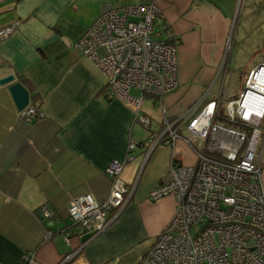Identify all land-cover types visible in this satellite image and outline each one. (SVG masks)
<instances>
[{"label":"crops","instance_id":"obj_1","mask_svg":"<svg viewBox=\"0 0 264 264\" xmlns=\"http://www.w3.org/2000/svg\"><path fill=\"white\" fill-rule=\"evenodd\" d=\"M140 1L0 0V27L17 24L0 42V79L14 76L13 83L0 85V264H26L24 254L34 255L32 264H58L78 248L88 264H137L172 220L174 197L152 202L149 192L167 180L174 151L186 164L195 162L194 154L181 141L148 153L147 135L161 129V109L148 100L144 112L150 125L144 132L132 108L104 98L103 74L73 49L104 9ZM156 4L161 15L155 38L176 46L178 63V87L162 98L165 117L179 120L220 94L226 102L235 100L236 74L248 76L264 65L247 69L251 57L242 69L223 64L237 0ZM15 83L28 91V105L41 111V119L18 116L9 91ZM130 141L143 148L132 153L121 173L127 204L110 214L111 223L97 237L87 240L72 227L66 244L61 229L70 225V201L88 194L97 202L107 200L111 182L105 170L125 160ZM42 206L53 219L41 220ZM48 232L52 237L46 240Z\"/></svg>","mask_w":264,"mask_h":264},{"label":"built area","instance_id":"obj_2","mask_svg":"<svg viewBox=\"0 0 264 264\" xmlns=\"http://www.w3.org/2000/svg\"><path fill=\"white\" fill-rule=\"evenodd\" d=\"M160 15L156 0L108 7L73 45L103 74L104 98L132 108L134 121L145 130L150 125L142 109L145 98L161 109L162 127L150 132L148 153L158 146L174 148L181 141L195 157L192 164L182 163L174 151L167 180L149 192L152 202L173 196L176 210L137 264H264V188L257 163L264 137V65L250 72L235 100L226 102L220 94L169 121L162 98L178 87L177 51L174 44L155 38ZM16 28V23L0 27V42ZM18 116L32 122L43 114L27 105ZM137 148L143 144L130 141L125 160L106 168L111 182L107 200L97 202L88 194L70 201V225L61 229L66 244L72 227L91 240L109 226L112 212L125 207L128 193L121 173ZM40 217L45 222L54 214L42 206ZM51 237L46 233V240ZM22 260L32 264L34 255L24 254ZM58 264L88 263L78 248Z\"/></svg>","mask_w":264,"mask_h":264},{"label":"rangeland","instance_id":"obj_3","mask_svg":"<svg viewBox=\"0 0 264 264\" xmlns=\"http://www.w3.org/2000/svg\"><path fill=\"white\" fill-rule=\"evenodd\" d=\"M228 44L225 64L230 66L231 71L232 67L234 69L240 66V69H242L250 57L251 60L248 62L247 69L256 63L264 62V0H237L235 25ZM247 73V71H240V73L236 74L235 94L238 95L242 90ZM131 94L136 95L134 91H131ZM148 100L149 97H146L142 104L143 111L150 105ZM144 132L147 131L145 130ZM263 141L264 137H262L259 144L257 153L259 159H257V163L260 164L261 182L264 188Z\"/></svg>","mask_w":264,"mask_h":264},{"label":"water","instance_id":"obj_4","mask_svg":"<svg viewBox=\"0 0 264 264\" xmlns=\"http://www.w3.org/2000/svg\"><path fill=\"white\" fill-rule=\"evenodd\" d=\"M14 82V76L9 75L0 79V85H8ZM9 91L14 99L17 110L24 109L29 103L28 91L19 83L12 84Z\"/></svg>","mask_w":264,"mask_h":264},{"label":"bare ground","instance_id":"obj_5","mask_svg":"<svg viewBox=\"0 0 264 264\" xmlns=\"http://www.w3.org/2000/svg\"><path fill=\"white\" fill-rule=\"evenodd\" d=\"M264 72V71H263ZM264 83V82H263Z\"/></svg>","mask_w":264,"mask_h":264}]
</instances>
